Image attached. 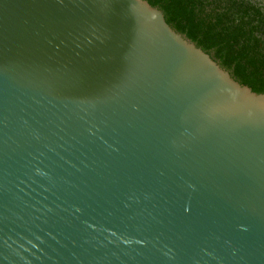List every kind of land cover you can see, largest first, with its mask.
I'll return each instance as SVG.
<instances>
[{
  "label": "water",
  "instance_id": "95a60500",
  "mask_svg": "<svg viewBox=\"0 0 264 264\" xmlns=\"http://www.w3.org/2000/svg\"><path fill=\"white\" fill-rule=\"evenodd\" d=\"M0 264H264V94L147 0H0Z\"/></svg>",
  "mask_w": 264,
  "mask_h": 264
},
{
  "label": "trees",
  "instance_id": "16d2710c",
  "mask_svg": "<svg viewBox=\"0 0 264 264\" xmlns=\"http://www.w3.org/2000/svg\"><path fill=\"white\" fill-rule=\"evenodd\" d=\"M253 91L264 94V12L239 0H147Z\"/></svg>",
  "mask_w": 264,
  "mask_h": 264
},
{
  "label": "flooded vegetation",
  "instance_id": "af4514ba",
  "mask_svg": "<svg viewBox=\"0 0 264 264\" xmlns=\"http://www.w3.org/2000/svg\"><path fill=\"white\" fill-rule=\"evenodd\" d=\"M242 1V0H239ZM246 4L254 5L258 8H260L264 12V0H243Z\"/></svg>",
  "mask_w": 264,
  "mask_h": 264
}]
</instances>
